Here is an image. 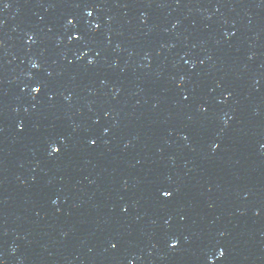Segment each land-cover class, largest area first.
<instances>
[{
    "label": "water",
    "instance_id": "water-1",
    "mask_svg": "<svg viewBox=\"0 0 264 264\" xmlns=\"http://www.w3.org/2000/svg\"><path fill=\"white\" fill-rule=\"evenodd\" d=\"M0 264H264V0H0Z\"/></svg>",
    "mask_w": 264,
    "mask_h": 264
},
{
    "label": "snow or ice",
    "instance_id": "snow-or-ice-1",
    "mask_svg": "<svg viewBox=\"0 0 264 264\" xmlns=\"http://www.w3.org/2000/svg\"><path fill=\"white\" fill-rule=\"evenodd\" d=\"M89 15H91V13H89ZM75 38H76V39H79L78 36L75 37ZM90 62H91V61H90ZM34 66H35V65H34ZM33 91L38 93V92L40 91V88H38V87H37V88H34ZM93 143H94V141H93ZM59 150H60V149L53 147V151H54V152H58ZM164 195H165L166 197H170V196L172 195V193H170V192H165ZM173 246H174V247L176 246V242H175V241L173 242ZM113 247H115V245H113ZM220 255L223 256V252H221Z\"/></svg>",
    "mask_w": 264,
    "mask_h": 264
}]
</instances>
